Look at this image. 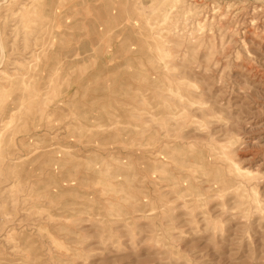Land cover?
<instances>
[{"label":"rangeland","instance_id":"rangeland-1","mask_svg":"<svg viewBox=\"0 0 264 264\" xmlns=\"http://www.w3.org/2000/svg\"><path fill=\"white\" fill-rule=\"evenodd\" d=\"M0 124V264H264V0H0Z\"/></svg>","mask_w":264,"mask_h":264},{"label":"bare ground","instance_id":"bare-ground-1","mask_svg":"<svg viewBox=\"0 0 264 264\" xmlns=\"http://www.w3.org/2000/svg\"><path fill=\"white\" fill-rule=\"evenodd\" d=\"M54 1H55V0H54ZM140 1H141V0H140ZM174 1H175V0H174ZM6 2H7V1H6ZM51 2H52V1H51ZM44 3H45V2H44ZM52 5H53V3H52ZM35 7H36V6H35ZM48 7H50V4L48 5ZM31 11H32V10H31ZM165 12H166V11H164V13H165ZM164 13H161V15L164 14ZM166 13H167V12H166ZM166 13H165V14H166ZM36 14H37V13H36ZM21 16H22V15H21ZM29 16H30V15H29ZM166 17H167V16H166ZM166 17H165V18H166ZM160 19H161V18H160ZM163 19H164V18H163ZM157 22L159 23V21H157ZM163 23H164V21H163ZM161 24H162V23H161ZM150 28H152V27L149 26V29H150ZM158 28H159V27H158ZM159 29H160V28H159ZM162 29H163V28H162ZM46 30H47V29H46ZM160 30H161V29H160ZM128 31H129V30H128ZM128 31H127V32H128ZM150 32H151V31H150ZM153 32H154V31H153ZM130 33H131V32H130ZM151 33H152V32H151ZM127 34H129V33H127ZM151 35H152V34H151ZM152 37H153V35H152ZM131 38H132V37H131ZM134 38H135V37H134ZM146 38H147V37H146ZM150 38H151V37H150ZM156 38H157V36H156ZM148 39H149V38H148ZM152 39H153V38H152ZM158 39H159V38H158ZM146 40H147V39H146ZM159 41H160V39H159ZM156 42H157V40H156ZM161 42H162V41H161ZM142 43H143V42H142ZM145 43H146V41H145ZM164 43H165V42H164ZM83 44H84V43H83ZM143 44H144V43H143ZM154 44H155V43H154ZM159 44L161 45V43H159ZM165 44H166V43H165ZM84 45H86V44H84ZM146 45H147V44H146ZM160 45H159V46H160ZM159 46H158V47H159ZM161 46H162V45H161ZM37 48H39V47H37ZM149 48H151V47H149ZM153 48H154V47H153ZM162 48H164V47H162ZM69 49H70V48H68V50H69ZM160 49H161V48H160ZM160 49H159L158 51H157V49H156L155 52H156V51L159 52ZM164 49H165V48H164ZM68 50H67V51H68ZM149 50H150V49H149ZM151 50H152V48H151ZM153 50H154V49H153ZM153 50H152V51H153ZM161 50H162V52L165 51V50H163V49H161ZM36 51H37V50H36ZM65 51H66V50H65ZM157 52H156V53H157ZM36 53H37V52H36ZM156 53H155V54H156ZM159 53H161V51H160ZM40 54H41V52H40ZM92 54H93V52H92ZM92 54H91V55H92ZM161 54H162V53H161ZM158 55H159V54H158ZM160 56H161V55H160ZM163 56H164V54H163ZM163 56H162V57H163ZM165 56H166V55H165ZM38 57H40V56H38ZM162 57H161V58H162ZM163 58H164V57H163ZM166 58H167V56H166ZM166 58H164V60H165ZM37 59H38V58H37ZM75 59H76V58H75ZM158 59H160V57H159ZM62 60H63V59H62ZM131 60H132V59H131ZM161 60H162V59H161ZM162 61H163V60H162ZM163 62H164V61H163ZM161 63H162V62H161ZM167 63H168V62H165L164 65L167 64ZM162 64H163V63H162ZM162 64H161V68H162ZM70 66H71V65H69L68 67H70ZM56 67H58V66H56ZM166 67H168V66L166 65ZM169 67H170V66H169ZM171 67H172V66H171ZM171 67H170V68H171ZM170 68H168V69H169L168 71H170ZM33 69H36V68H33ZM33 69H32V71H33ZM68 69H69V68H68ZM137 70H138V68H137ZM34 71H35V70H34ZM55 71H56V70H55ZM135 71H136V70H135ZM135 71H134L133 73H136ZM163 72H164V71H163ZM164 73H166V72H164ZM55 74H56V72H55ZM114 74H115V72H114ZM53 75H54V74H53ZM53 75H52V77H53ZM134 75H135V74H134ZM22 78H23V77H22ZM110 78H112V77H110ZM158 79H159V78H158ZM161 79H162V77H161ZM21 80H22V79H21ZM111 80H112V79H111ZM124 80H125V79H124ZM29 81H30V80H29ZM161 81H162V80H161ZM163 81H164V82H165V81L168 82V87H171V89H173L172 85L170 86L169 81H167V80H163ZM23 83H24V82H23ZM27 84H28V83H27ZM27 84H26V85H27ZM184 84H186V83H184ZM187 84H188V83H187ZM26 85H25V86H26ZM28 85H29V84H28ZM178 85H179V84H178ZM181 85H182V84H181ZM23 86H24V84H23ZM163 86H164V83H163ZM179 86H180V85H179ZM182 86H183V85H182ZM185 86H186V85H185ZM188 86H189V85H188ZM188 86H187V87H188ZM26 87H27V86H26ZM154 87H155V86H154ZM164 87L166 88L167 86L165 85ZM164 87H162V89H163ZM176 87H177V86H176ZM190 87H191V85H190ZM28 88H29V86H28ZM28 88H26V89H24V90L26 91ZM157 88H158V89L160 88L159 85H158ZM157 88H156V89H157ZM191 88H192V87H191ZM167 89H168V88H167ZM167 89H166V90H167ZM171 89H170V90H171ZM175 89H176V88H175ZM175 89H174V90H175ZM22 90H23V89H22ZM24 90H23V91H24ZM122 90H123V89H122ZM159 90H161V89H159ZM163 90H164V89H163ZM166 90H164V91H166ZM177 90H178V88H177ZM177 90H176V91H177ZM23 91H22V92H23ZM178 91H179V90H178ZM167 92H168V90H167ZM127 93H128V92H127ZM168 93H169V92H168ZM175 93H176V92H175ZM21 94L24 95V92L21 93ZM177 94H180V93L177 92ZM122 95H123L124 97H127V96H125L124 94H122ZM173 95H174V92H173ZM181 95H182V94H181ZM175 96H176V95H175ZM187 96H188V95H187ZM25 97L28 98L26 95H25ZM176 97H177V96H176ZM179 97H181V96H179ZM179 97H178V98H179ZM21 98H22V97H21ZM157 98H158V97H157ZM181 98H182V97H181ZM187 98H188V97H187ZM129 99H130V98H129ZM187 100H188V99H187ZM22 101H23V100H22ZM130 101H131V100H130ZM168 102H170V101H168ZM24 103H25V102H24ZM63 103H64V102H63ZM67 103H68V102H67ZM170 103H171V102H170ZM166 104H167V103L164 104L165 107H166V106H169V105H166ZM174 106H175L174 108L177 107L176 105H174ZM10 107H12V106H10ZM17 107H18V106H17ZM17 107H15V108H16L18 111L20 110V113H19V114H21V109H22L21 107H22V105H21V107H19V108H21V109H18ZM23 107H24V106H23ZM91 108H92V107H91ZM177 108H178V107H177ZM16 109H15V110H16ZM62 109H63V108H62ZM22 110H23V109H22ZM92 110H93V108H92ZM92 110H89V111L92 112ZM96 110H97V109H96ZM163 110H164V106H163ZM166 110L169 111V109H167V108H166ZM170 110H171V111H169V112H172L173 109H170ZM182 110H183V109H182ZM18 111H17V112H18ZM62 111H63V110H62ZM164 111H165V110H164ZM205 111H206V110H205ZM14 112H15V111H14ZM14 112H12V113H14ZM166 113H167V112H166ZM172 113H173V112H172ZM206 113H207V112H206ZM10 114H11V113H10ZM19 114H18V115H19ZM113 114H115V113H113ZM184 114H185V113H184ZM13 115H14V114H13ZM118 115H120L119 112H118ZM118 115H117V117H118ZM170 115H171V113H170ZM16 116H17V115H16ZM8 117H9V116H8ZM10 117H11V116H10ZM18 117H20V115H19ZM110 117H111V116H110ZM117 117H116V118H117ZM125 117H126V116H125ZM113 118H115V117L113 116ZM14 119H15V118H14ZM14 119H13V121H14ZM16 119L20 120V119L17 118V117H16ZM121 119H124V118H121ZM11 120H12V117H11ZM11 120L9 119V121H11ZM18 120H17V121H18ZM126 120H127V117H126ZM13 121H11V122H13ZM15 122H16V121H15ZM122 122H125V121H122ZM192 122H193V121H192ZM194 122H195V121H194ZM7 123H8V122H7ZM7 123H5V124H7ZM9 123H10V122H9ZM17 123H18V122H17ZM17 123H16V125H17ZM110 123H111V122H110ZM110 123H109V124H110ZM197 123H198V122H197ZM11 124H12V123H11ZM14 124H15V123H14ZM14 124H13V125H14ZM0 125H1V124H0ZM9 125H10V124H9ZM9 125H7V126H9ZM13 125H12V126H13ZM90 125H92V124H90ZM110 125H111V124H110ZM110 125H109V127H110ZM17 126H18V125H17ZM92 126H93V125H92ZM92 126H89V127L92 128ZM15 127H16V126H15ZM75 127H77V125L74 126V128H75ZM87 127H88V126H85V128H87ZM94 127H95V126H94ZM3 128H5V125H3ZM3 128H2V130H3V131L6 130V132H7V128L10 129V126L7 127V128H5V129H3ZM91 128H89V130H90ZM107 128H108V127H107ZM107 128H106L105 131H107ZM170 129H171V128H170ZM101 130H102V128H101ZM0 131H1V130H0ZM163 131H164V130H163ZM165 131H166V130H165ZM1 132H2V131H1ZM108 133H109V132H108ZM151 134H153V133H151ZM161 134H162V133H161ZM166 134H167V133H166ZM2 135H3V134H2ZM2 135H1V138H2ZM111 135H112V134H111ZM111 135H110V136H111ZM149 135H150V134H149ZM168 135H169V134H168ZM168 135H166V136H168ZM105 136H106V135H105ZM169 137H170V136H168V137H166V138L168 139ZM166 138H165V139H166ZM159 139H161V138H159ZM169 140H170V139H169ZM5 142H7V141H5ZM159 143H160V142H159ZM4 145H5V144H4ZM180 145H181V144H180ZM190 145H192V144H190ZM193 145H194V144H193ZM206 145L209 146V145H211V144H206ZM6 147H8V146H6ZM180 147H181V146H180ZM182 147H183V144H182ZM193 149H195V147H194ZM197 150H198V149H197ZM199 150H200V149H199ZM10 151H11V150H10ZM61 152H62V151H61ZM113 152H114V151H113ZM195 152H196V150H195ZM7 153H8V152H7ZM15 153H16V152H15ZM62 153H63V152H62ZM22 155H23V154H22ZM94 155H95V154H94ZM212 155H213V153H212ZM212 155H211V156H212ZM216 155H217V154H216ZM221 155H222V154H221ZM223 156H224V155H223ZM223 156H222V157H223ZM216 157H217V156H215V158H216ZM225 157H226V153H225ZM219 158H220V157H219ZM22 159H23V158H22ZM22 159H21V160H22ZM90 159H91V158H90ZM222 159H223V158H222ZM229 159H230V158H229ZM229 159H228V161L231 162L230 165L233 164V163H235V162H233L232 160H229ZM6 160H7V158H6ZM226 160H227V157H226ZM226 160L224 159V161H226ZM14 161H15V158H14ZM14 161H13V162H14ZM220 161H221V159H220ZM228 161H227V163H228ZM8 163H9V162H8ZM105 163H106V162H105ZM187 163L190 164V162H187ZM227 163L225 162L226 165H227ZM192 164H194V163H192ZM192 164H190V165L187 164V165L193 167L195 164H194L193 166H192ZM110 165H111V164H110ZM197 166H198V164H197ZM197 166L195 165V167H197ZM5 167H6V166H5ZM235 167H236V166H235ZM229 168H231V167L229 166ZM238 168H239V167H238ZM198 170H199V169H198ZM198 170H197V171H198ZM235 170H236V169H235ZM237 170H239V172H241L242 169L240 170V168H239V169H237ZM237 170H236V171H237ZM100 171H101V170H100ZM125 171H126V170H125ZM237 172H238V171H237ZM242 172H245V171L242 170ZM242 172H241V173H242ZM246 173H247V171H246ZM107 174H108V173H107ZM107 174H106V175H107ZM200 174H201V172H200L198 175H200ZM230 174H231V173H230ZM238 174H239V173H238ZM242 174H244V173H242ZM248 174H249V173H248ZM239 175H240V174H239ZM246 175H247V174H246ZM249 175H250V174H249ZM12 176H13V175H12ZM240 176H241V175H240ZM241 177L243 178V176H241ZM245 177H247V176H245ZM13 179H14V178H13ZM15 180H16V179H15ZM225 180H226V178H225ZM228 180H229V178H228ZM13 181H14V180H13ZM229 181H230V180H229ZM10 182H11V180H10ZM238 182H239V181H238ZM13 183H14V182H13ZM119 183H120V182H119ZM229 183H230V182H229ZM235 183H236V182H235ZM231 184H233V183H231ZM226 185H227V184H226ZM229 185H230V184H228V186H229ZM234 185H235V184H234ZM237 185H238V184H237ZM239 186H241V185H239ZM239 186H238V187H239ZM232 187H233V186H232ZM244 187H245V186L242 185V188L240 189V190H241V191H240V195L238 194V193H239V188L236 189L238 192L235 191V189H234V191L237 192V196L239 195L238 198L241 196V194H242L241 192H242V190H244ZM229 188H230V187H229ZM235 188H236V185H235ZM116 189H117V188H116ZM234 191H233V192H234ZM244 191H245V190H244ZM235 192H234V193H235ZM224 193H225V192H224ZM58 194H59V192H58ZM244 194H245V193H244ZM242 195H243V194H242ZM253 195H254V194H253ZM185 197H189V195H187V196H185ZM185 197H184V198L182 197V198L184 199L183 202L187 201V199H185ZM200 197H202V196H200ZM246 197H247V194H246ZM254 197H255V196H254ZM180 198H181V197H180ZM189 198H190V197H189ZM197 198H198V197H197ZM243 198L246 200L245 195H244ZM243 198H242V199H243ZM239 199H241V198H239ZM247 199H248V197H247ZM255 199H256V198H255ZM189 200L191 201V198H190ZM133 201H134V200H133ZM242 201H243V200H242ZM188 202H189V201H188ZM254 202H255V201H254ZM258 203H259V205H261L260 202H259V200H258ZM258 203H257V204H258ZM187 204L189 205V207H191V205H190L189 203H186V205H187ZM257 204H256V205H257ZM188 205H187L186 207H188ZM259 205H257V206L259 207ZM262 205H263V204H262ZM193 206H194V205H193ZM263 206H264V205H263ZM96 208H97V207H96ZM196 208H197V207H196ZM196 208H195V209H196ZM198 208H199V207H198ZM198 208H197V209H198ZM165 210H166V209H165ZM259 211H260V210H259ZM261 211H263V210L261 209ZM146 214H147V213H146ZM146 214H145V215H146ZM39 257H40V256H39ZM39 257L37 256L38 259H39ZM37 258H36V259H37ZM36 259H35V260H36ZM35 260H34V261H35Z\"/></svg>","mask_w":264,"mask_h":264}]
</instances>
